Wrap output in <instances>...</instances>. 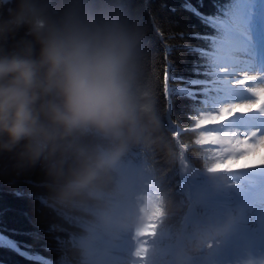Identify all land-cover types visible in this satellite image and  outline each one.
I'll list each match as a JSON object with an SVG mask.
<instances>
[{
    "label": "clouds",
    "instance_id": "1",
    "mask_svg": "<svg viewBox=\"0 0 264 264\" xmlns=\"http://www.w3.org/2000/svg\"><path fill=\"white\" fill-rule=\"evenodd\" d=\"M144 44L138 19L67 10L50 21L38 0H17L0 17V166L19 172L43 163L58 175L74 158L67 195L110 175L131 146L160 129L154 105L134 88ZM86 132L110 147L78 146ZM231 226L229 218L197 229L193 250Z\"/></svg>",
    "mask_w": 264,
    "mask_h": 264
},
{
    "label": "trees",
    "instance_id": "2",
    "mask_svg": "<svg viewBox=\"0 0 264 264\" xmlns=\"http://www.w3.org/2000/svg\"><path fill=\"white\" fill-rule=\"evenodd\" d=\"M201 2L204 5L202 8ZM223 2L224 0H38L42 16L50 21L71 10L76 13L91 11L131 17L142 22L145 44L134 88L138 95L147 96L154 105L160 129L147 140L131 146L118 165L131 161L140 162L150 175V182L157 189L154 216H160L157 228L164 231L166 241L173 242L177 238L187 207V200L180 186V145L185 150L187 162L194 174H197L195 171L201 175L212 173L209 169L213 161L206 158L209 155L206 149L199 150L196 141L190 139V133L184 135L179 132L178 138L176 137L175 129L169 122L168 100L171 97H166L164 93V72L169 65H175L177 76L195 78L192 65L197 54L190 53L187 46H208L205 41L194 38L192 34H210L212 30L202 25L183 5L190 3L203 13H212L213 3ZM16 6L17 0H0V17L14 12ZM145 6L147 13L144 11ZM11 43L10 38L7 47L10 48ZM169 72L171 73V69ZM169 84L171 86V81ZM176 86L182 87L183 81H177ZM187 103L182 99L174 101V118L184 124L188 121L186 112L181 109ZM172 123L175 124L174 121ZM77 145L89 152L110 147L106 138L94 132L82 134ZM76 167L74 158L64 162L58 175H52L48 166L43 163L19 172L5 170L0 166V172L5 173L0 176V235L18 242L23 250L31 254L48 259L49 264H82L85 249L80 238H91L92 228L100 229L102 226L100 217H109L119 209V204L123 202L122 180L116 168L90 188L67 195L66 186ZM22 179L25 184L18 183ZM189 247L194 252L192 245ZM0 264H35V261L0 246Z\"/></svg>",
    "mask_w": 264,
    "mask_h": 264
},
{
    "label": "snow or ice",
    "instance_id": "3",
    "mask_svg": "<svg viewBox=\"0 0 264 264\" xmlns=\"http://www.w3.org/2000/svg\"><path fill=\"white\" fill-rule=\"evenodd\" d=\"M183 7L212 31L192 34L207 47L187 46L197 54L192 65L195 78L177 76L175 65L165 68L164 93L171 97L169 122L174 121L184 135L190 133L199 150L208 151L206 158L213 161L209 171L264 168V0H224L213 3L212 13H203L190 3ZM144 11L148 12L146 6ZM177 81H183V86L177 87ZM176 99L188 102L181 109L187 124L174 118ZM0 246L35 264H49L48 259L23 250L3 235Z\"/></svg>",
    "mask_w": 264,
    "mask_h": 264
},
{
    "label": "rangeland",
    "instance_id": "4",
    "mask_svg": "<svg viewBox=\"0 0 264 264\" xmlns=\"http://www.w3.org/2000/svg\"><path fill=\"white\" fill-rule=\"evenodd\" d=\"M123 177L127 180L128 185L130 187H123V192L125 195H129V192H132L131 185L133 184V176L125 173ZM228 185L230 183H226L225 186H218V185H212L210 187H198L197 188L200 191H204L209 194V196H206L201 199V197L198 198L196 201L197 203H203V204H218L217 201L221 200L223 202L229 203V195L226 192L219 193L217 190H214L216 188H221V190H224L225 188H229ZM184 189L186 187L184 186ZM212 194V195H211ZM128 202L131 203H138L140 207L143 209L144 214L148 217L144 218L145 223L143 226L138 228V234L141 236L139 239L134 238V234L136 232V228L129 226L131 225L130 220L131 217L128 215L126 218V227L123 228H111L110 234L101 236V239L95 241L91 245V253L88 256V259L85 261V264H128L127 259L130 258V256H137L141 248L144 244H147V249H144L143 254L140 257V264H155L156 263V256L155 253H159L162 251V248L164 244L161 242L160 239H157V236L155 234V225L151 221V216L148 214V211L150 209V206L153 202V198L149 197L147 198H141L138 200L130 198ZM148 205V207H146ZM221 206V205H220ZM228 205L222 206V212L218 215V221L219 220H227L229 218L232 219V214L229 212V210H225L224 207ZM129 214V213H127ZM126 215V213H125ZM119 218V217H118ZM235 222L232 220V225ZM216 224V222H214ZM138 240L137 244H134V241ZM264 245L262 243L254 242L250 245L249 250L250 253L248 254L249 259L247 258L246 264H264L263 260L257 261V258L261 257V251L263 250ZM170 250L167 251V256L163 258L161 261H157L159 263L163 262V264L166 263V261L170 258ZM61 264H70L68 262H62Z\"/></svg>",
    "mask_w": 264,
    "mask_h": 264
},
{
    "label": "bare ground",
    "instance_id": "5",
    "mask_svg": "<svg viewBox=\"0 0 264 264\" xmlns=\"http://www.w3.org/2000/svg\"><path fill=\"white\" fill-rule=\"evenodd\" d=\"M251 171H255L256 173H262L263 175L259 178H255L250 176L249 174L246 176L245 185L250 189V193L248 197L245 200L240 201L238 204V209L242 211V221L240 225L247 224V231L257 236L259 233H264V224L261 225V228H256V226L249 222L250 220V214H251V208L254 205H260V200H264V168H255V169H247ZM132 173H135V170H130ZM185 185L188 186V194H189V209L188 213L186 215V218L183 222L184 227H188L189 224L193 222L196 215V204L195 200L199 197H204L205 193L203 191H199L196 186H193L190 181V176L187 175L185 179ZM225 191H230L225 190ZM245 201L248 203V207L245 206ZM264 207V204L262 205ZM134 216L136 218H139V211L134 212ZM80 243H82V240L80 239ZM180 244L177 245V247L174 248L173 257L170 258L167 262V264H178V261L180 258H182L179 248ZM145 247V246H144ZM146 248V247H145ZM167 250L166 247L163 248V251L165 252ZM144 252V249H141L140 253L135 257L133 260L134 264H140V257L141 254ZM155 255H160L158 253H155ZM162 255V254H161ZM165 255V253H163ZM132 262V263H133ZM128 264H132L130 261L127 262Z\"/></svg>",
    "mask_w": 264,
    "mask_h": 264
},
{
    "label": "water",
    "instance_id": "6",
    "mask_svg": "<svg viewBox=\"0 0 264 264\" xmlns=\"http://www.w3.org/2000/svg\"><path fill=\"white\" fill-rule=\"evenodd\" d=\"M5 1H8V0H5Z\"/></svg>",
    "mask_w": 264,
    "mask_h": 264
}]
</instances>
